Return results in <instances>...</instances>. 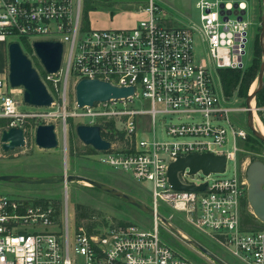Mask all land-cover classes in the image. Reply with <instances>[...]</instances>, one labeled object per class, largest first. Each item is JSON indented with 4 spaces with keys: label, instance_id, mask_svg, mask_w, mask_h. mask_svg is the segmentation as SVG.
I'll return each instance as SVG.
<instances>
[{
    "label": "built area",
    "instance_id": "built-area-1",
    "mask_svg": "<svg viewBox=\"0 0 264 264\" xmlns=\"http://www.w3.org/2000/svg\"><path fill=\"white\" fill-rule=\"evenodd\" d=\"M94 1L110 0H0V41L32 46L36 39H52L63 44L59 68L39 75L52 96L49 110L20 109L21 88L9 84L7 68L0 73V119H7L0 123V150L1 131L21 126L25 133L29 116L54 125L59 116L63 123L67 116L86 117L83 123L100 125L110 142L108 149L94 148L90 155L150 182L152 226L130 221L88 229L75 224L70 233L66 202L0 192V264H195L160 236L159 225L166 221L159 202L179 211L243 264H264V222L244 227L241 220L248 182L238 173L236 156L237 142L247 132L234 114L247 108L228 99L218 76L221 67L242 66L250 21L229 0H196L198 21L183 24H169L154 0H127L140 13L136 22L100 27L91 24L89 10L85 21L84 6ZM238 7L246 5L240 1ZM196 32L211 64L195 57ZM81 77L133 86V92L79 106L74 86ZM71 78L74 96L67 109ZM252 108L264 125V105ZM109 121L114 129L105 125ZM228 131L232 149L225 148ZM207 151L225 154L224 170L205 174L185 167L177 171L179 181L205 183L203 189L173 187L169 163ZM229 159L235 161L233 175L218 176Z\"/></svg>",
    "mask_w": 264,
    "mask_h": 264
},
{
    "label": "rangeland",
    "instance_id": "rangeland-1",
    "mask_svg": "<svg viewBox=\"0 0 264 264\" xmlns=\"http://www.w3.org/2000/svg\"><path fill=\"white\" fill-rule=\"evenodd\" d=\"M159 6L160 14L167 17L169 24H183L191 20L198 21L199 10L195 6L196 0H154ZM236 8V11L244 14V17L251 23L248 26V39L246 42L245 53L243 55L242 69L246 68L254 57V48L256 45L260 47V62L257 67L255 78L249 83L247 94L252 92L258 85L257 74L262 61L263 52L260 42V19L264 6V0H229ZM243 1L246 5L245 9H240L238 3ZM84 6V11L85 7ZM89 17L93 25L100 27L109 26H126L131 25L135 17H139L135 13L136 4L127 2V0H110V1H94L88 6ZM107 21L111 23L108 25ZM84 23V22H83ZM102 24V25H101ZM105 25V26H103ZM264 42V40H263ZM194 52L197 60L202 57L206 59L208 64H211L212 59L207 50L206 45L202 42L201 34L194 33ZM5 46V48H4ZM30 46V45H29ZM23 51L31 58L32 64L36 67L41 77H44L45 67L35 54L33 46H22ZM7 44L0 41V72L3 65L7 67ZM219 76V72H218ZM220 85L222 88L220 76ZM264 81V79H263ZM21 88L20 109L27 110H49V106L32 105L23 100V88ZM223 90V88H222ZM225 94V93H224ZM226 95V94H225ZM74 96L73 78L69 79L67 87L66 104L67 109H70L71 101ZM228 96V95H226ZM228 99L240 108L246 107V96L237 94L236 89ZM252 103L256 105L255 97L252 98ZM247 110L237 111L234 116L239 126L245 128L246 136L238 140V149L236 156V166L239 175L245 174V169L253 159H261L264 161V142L255 136L246 124ZM145 115H141L143 119ZM170 118L167 119V121ZM45 118L38 116H29L25 122V144L15 147L10 150H0V174L14 173L22 177H41V176H57L59 174L73 173L87 176L108 185L114 186L135 199L151 205V189L150 182L137 180L130 174L113 169L111 166L98 162L94 156L90 155L91 145L83 143L75 132V126L79 122L86 121L83 116H67L63 123L62 116L56 118L55 130L58 138V144L53 148L39 147L34 141V131L37 124L45 121ZM144 121H146L144 119ZM222 124L226 125L225 122ZM65 125V127L63 126ZM160 126H158L159 129ZM65 128V129H64ZM165 138H170L164 135ZM225 148L232 149V135L228 131V142ZM235 161L229 159L224 172H220L218 176H231L234 172ZM200 173L202 171L200 170ZM0 192L13 196H29V197H44L53 200L56 204L68 206V223L69 232L73 231L74 225H81L86 228L88 222L94 225L91 229L104 228L109 225L120 222H138L144 227L152 226V213L141 209L126 199L108 193L104 190L96 188L90 184L84 183L81 180L70 181H53L31 183L20 181L19 179H0ZM81 202L91 209V216L83 218L79 221L75 217V204ZM159 211L166 223H160V236L171 243L174 247L183 252L195 264H205L207 261L218 263L212 260L206 253L201 251L197 243L203 245L210 251H215L223 256L229 264H243L228 251L220 246L217 242L207 237L205 234L197 230L190 223L186 222L181 213L167 206L163 202H159ZM242 223L244 227H259L262 225L253 213L247 199L242 202ZM89 229V228H88ZM186 235H183V233ZM212 249V250H211ZM224 261V260H223ZM220 264V263H219Z\"/></svg>",
    "mask_w": 264,
    "mask_h": 264
},
{
    "label": "water",
    "instance_id": "water-1",
    "mask_svg": "<svg viewBox=\"0 0 264 264\" xmlns=\"http://www.w3.org/2000/svg\"><path fill=\"white\" fill-rule=\"evenodd\" d=\"M241 15L238 19H241ZM226 18V16L224 17ZM260 42L262 46L263 57L257 74L258 85L246 96V124L251 132L264 142V134L254 125L253 108L251 106L252 98L263 85L264 75V6L260 19ZM35 54L39 57L47 71H56L62 59L63 44L59 40L36 39L32 42ZM7 67L9 84L13 87L21 86L23 88V100L29 104L37 106H48L52 102V96L48 92L45 84L40 79L39 73L33 66L31 58L23 51L22 46L16 40L7 44ZM75 98L79 106L92 104L94 101L106 100L115 97H124L133 92V86H118L111 82L99 78L81 77L74 86ZM75 132L78 138L85 144L91 145L96 150H105L109 148L110 142L104 138L101 133V126L98 124H89L79 122L75 126ZM1 141L3 150H10L25 144V133L21 126H11L1 131ZM34 141L42 148H53L58 144V138L53 123H39L35 127ZM225 154H216L213 152L189 153L184 156H178L171 161L167 168V175L170 183L175 188H184L199 190L203 189L205 183L200 185L183 184L177 178V171L189 168L190 172L201 169L205 174L210 171H223L225 168ZM245 175L248 182L247 200L252 208L254 215L264 222V161L253 159L245 169ZM0 179L10 180L19 179L24 182L41 183L53 181L81 180L87 181L108 193L126 199L129 203L153 213L151 206L135 199L126 192L108 185L102 181L83 176L80 174L65 173L57 176H41L36 178L22 177L14 173H2ZM201 251L206 253L213 260L220 264H226L219 256L212 251L197 243Z\"/></svg>",
    "mask_w": 264,
    "mask_h": 264
},
{
    "label": "trees",
    "instance_id": "trees-1",
    "mask_svg": "<svg viewBox=\"0 0 264 264\" xmlns=\"http://www.w3.org/2000/svg\"><path fill=\"white\" fill-rule=\"evenodd\" d=\"M88 6L85 7L84 15H85V21L88 11ZM26 47H30L28 43L24 44ZM260 62V47L259 45H256L254 48V57L251 61V63L244 69H242V66L239 67H221L218 69L223 92L226 95H232L233 91L236 89L237 94L241 96H247V89L249 86V83L255 78L257 67L259 66ZM264 79V75H263ZM256 99V105H264V82L262 87L256 92L255 94ZM6 118H1L0 123H5ZM106 126L110 127V129H114V123L112 121H109L105 124ZM103 133L105 134V131L103 130ZM106 135V134H105ZM90 147V152L94 151V148L92 146ZM91 209L89 206L77 202L75 204V217L79 221L83 218H89L91 216L90 213ZM123 223V222H120ZM94 224L92 222H88L86 226L91 229V227Z\"/></svg>",
    "mask_w": 264,
    "mask_h": 264
},
{
    "label": "crops",
    "instance_id": "crops-1",
    "mask_svg": "<svg viewBox=\"0 0 264 264\" xmlns=\"http://www.w3.org/2000/svg\"><path fill=\"white\" fill-rule=\"evenodd\" d=\"M139 15L138 16H140V13H138ZM136 20H137V17H135L134 18V20L132 21V24L134 23V22H136ZM111 23V21L110 22H108L107 21V24H105V25H108V24H110ZM251 23V22H250ZM91 24L93 25V22L91 21ZM102 25V24H101ZM105 25H103V26H105ZM96 26V25H95ZM4 48H5V46H4ZM5 65V64H4ZM3 65V68H2V71L0 72V73H2V72H4V70H5V68H6V66H4ZM183 233V232H182ZM184 235H186L185 233H183ZM212 250V249H211ZM212 252L214 253V254H216L217 256H219L222 260H224V262L226 263V264H229V262L223 257V256H221V255H219V254H217V252H215V251H213L212 250ZM213 260V259H212ZM205 264H219V263H215V262H210V261H207V263H205Z\"/></svg>",
    "mask_w": 264,
    "mask_h": 264
},
{
    "label": "bare ground",
    "instance_id": "bare-ground-1",
    "mask_svg": "<svg viewBox=\"0 0 264 264\" xmlns=\"http://www.w3.org/2000/svg\"><path fill=\"white\" fill-rule=\"evenodd\" d=\"M251 106H253V103H251ZM253 122L255 127H257L264 134V125L259 121L254 111H253ZM83 182L89 184L87 181H83Z\"/></svg>",
    "mask_w": 264,
    "mask_h": 264
}]
</instances>
